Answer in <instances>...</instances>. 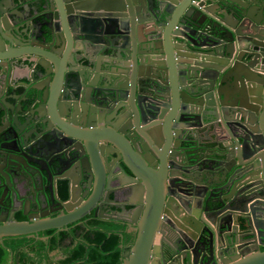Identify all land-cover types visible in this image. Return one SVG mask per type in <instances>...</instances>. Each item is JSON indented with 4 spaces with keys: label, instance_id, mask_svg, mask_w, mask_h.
<instances>
[{
    "label": "water",
    "instance_id": "1",
    "mask_svg": "<svg viewBox=\"0 0 264 264\" xmlns=\"http://www.w3.org/2000/svg\"><path fill=\"white\" fill-rule=\"evenodd\" d=\"M18 62L49 136L34 154L78 175L64 215H127L125 264H264V0H0L2 86ZM8 104L0 125L23 134L31 103Z\"/></svg>",
    "mask_w": 264,
    "mask_h": 264
},
{
    "label": "flooded vegetation",
    "instance_id": "2",
    "mask_svg": "<svg viewBox=\"0 0 264 264\" xmlns=\"http://www.w3.org/2000/svg\"><path fill=\"white\" fill-rule=\"evenodd\" d=\"M16 65L15 76L17 68L24 69V75L32 71V67L27 69L24 62ZM1 77L0 106H9L8 102L15 105L18 100L22 104L31 103V106L27 110L28 119H21L18 124L21 128L27 126L23 134L17 130L10 132L0 125V143L5 147L0 148V224L69 220L34 233L0 238L3 250L0 264H125L128 261L125 257L135 243L137 225L123 223L121 220L127 215L114 213L108 205L102 206L101 212L97 210L95 214L91 211L86 215H64L69 205L82 203V189L74 188L76 198L72 200L69 194L72 184L66 180V174L76 178L78 175L72 170L59 171L56 163L48 162L49 157L44 162L41 160L44 156L34 154L35 144L47 141L49 136L41 132L29 115L36 105L31 100L24 101V98L31 95V91L26 92L24 77L10 82L9 86H2ZM22 144L24 151L18 155L14 150ZM54 148L58 149V142ZM13 158L22 160L24 165L37 166L33 162H39L47 168L43 182L27 183V172L24 168L16 169ZM65 162L69 163L68 156Z\"/></svg>",
    "mask_w": 264,
    "mask_h": 264
},
{
    "label": "crops",
    "instance_id": "3",
    "mask_svg": "<svg viewBox=\"0 0 264 264\" xmlns=\"http://www.w3.org/2000/svg\"><path fill=\"white\" fill-rule=\"evenodd\" d=\"M24 74H25L24 69L17 68V71H16V75H17V76H16V78L21 79V77H23ZM200 132H201V133H207V132L211 133V127H209V126H203V127L200 129ZM213 144H214V143H211V145H213Z\"/></svg>",
    "mask_w": 264,
    "mask_h": 264
},
{
    "label": "trees",
    "instance_id": "4",
    "mask_svg": "<svg viewBox=\"0 0 264 264\" xmlns=\"http://www.w3.org/2000/svg\"><path fill=\"white\" fill-rule=\"evenodd\" d=\"M121 198L123 199L124 197L123 196H121ZM120 199V198H119ZM263 249V248H262ZM2 254H3V250L1 249V247H0V258H1V256H2Z\"/></svg>",
    "mask_w": 264,
    "mask_h": 264
}]
</instances>
